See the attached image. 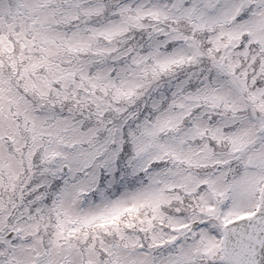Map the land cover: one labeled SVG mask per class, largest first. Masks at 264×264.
Returning <instances> with one entry per match:
<instances>
[{
  "label": "snow or ice",
  "instance_id": "snow-or-ice-1",
  "mask_svg": "<svg viewBox=\"0 0 264 264\" xmlns=\"http://www.w3.org/2000/svg\"><path fill=\"white\" fill-rule=\"evenodd\" d=\"M0 264H264V0H0Z\"/></svg>",
  "mask_w": 264,
  "mask_h": 264
}]
</instances>
